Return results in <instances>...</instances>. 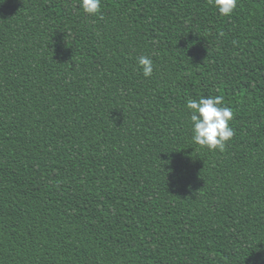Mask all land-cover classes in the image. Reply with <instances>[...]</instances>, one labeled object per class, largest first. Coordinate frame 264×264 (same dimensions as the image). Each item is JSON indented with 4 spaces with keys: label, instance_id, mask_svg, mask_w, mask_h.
<instances>
[{
    "label": "trees",
    "instance_id": "1",
    "mask_svg": "<svg viewBox=\"0 0 264 264\" xmlns=\"http://www.w3.org/2000/svg\"><path fill=\"white\" fill-rule=\"evenodd\" d=\"M0 264H264V0H0Z\"/></svg>",
    "mask_w": 264,
    "mask_h": 264
},
{
    "label": "clouds",
    "instance_id": "2",
    "mask_svg": "<svg viewBox=\"0 0 264 264\" xmlns=\"http://www.w3.org/2000/svg\"><path fill=\"white\" fill-rule=\"evenodd\" d=\"M210 2L222 16H229L236 8L238 0H210ZM79 4L89 15L100 12L101 0H79ZM137 63L145 77L152 75L153 61L148 56L138 57ZM186 107L190 110L193 142L209 150L223 151L226 142L234 136V130L229 126V121L233 119V110L224 106L223 97L189 99Z\"/></svg>",
    "mask_w": 264,
    "mask_h": 264
}]
</instances>
